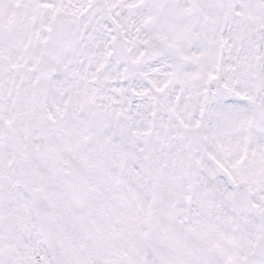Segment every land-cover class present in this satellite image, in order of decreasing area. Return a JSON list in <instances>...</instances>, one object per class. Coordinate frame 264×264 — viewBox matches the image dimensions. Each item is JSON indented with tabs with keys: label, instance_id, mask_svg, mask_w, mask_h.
<instances>
[{
	"label": "snow or ice",
	"instance_id": "obj_1",
	"mask_svg": "<svg viewBox=\"0 0 264 264\" xmlns=\"http://www.w3.org/2000/svg\"><path fill=\"white\" fill-rule=\"evenodd\" d=\"M0 264H264V0H0Z\"/></svg>",
	"mask_w": 264,
	"mask_h": 264
}]
</instances>
